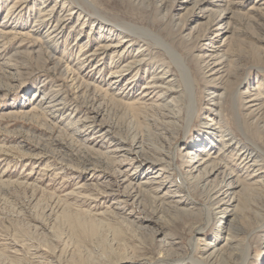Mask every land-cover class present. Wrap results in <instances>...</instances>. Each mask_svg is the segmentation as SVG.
Segmentation results:
<instances>
[{
	"label": "rangeland",
	"instance_id": "374dc122",
	"mask_svg": "<svg viewBox=\"0 0 264 264\" xmlns=\"http://www.w3.org/2000/svg\"><path fill=\"white\" fill-rule=\"evenodd\" d=\"M91 1L101 18L69 15L68 3L52 13L66 20L56 37L39 10L60 0H0V264H240L244 254L245 264H264V0ZM119 23L152 31L184 57L196 102L188 126L164 85L144 93L155 73L185 102L190 94L154 41L148 51L139 52L138 40L90 55L105 39L120 41ZM141 54L151 56L147 65L114 77ZM171 101L177 119L167 123L157 114ZM154 134L165 139L154 143L165 162L174 156L169 169L145 163ZM221 134L250 151L256 175H245ZM133 137L143 138L144 150L130 147ZM202 137L209 141L198 158L216 155L225 175L247 184L233 187L224 213L210 208L207 221L201 185L182 189L179 180H188ZM222 179L220 171L208 184ZM152 196L161 198L156 216ZM89 220H97L94 232ZM214 242L228 244L211 253Z\"/></svg>",
	"mask_w": 264,
	"mask_h": 264
},
{
	"label": "bare ground",
	"instance_id": "6f19581e",
	"mask_svg": "<svg viewBox=\"0 0 264 264\" xmlns=\"http://www.w3.org/2000/svg\"><path fill=\"white\" fill-rule=\"evenodd\" d=\"M60 1L63 2L62 5L55 4V5L51 6L49 9H46V7H44L43 9L39 10V14L41 13V17H40L41 20L39 22L43 23V21H44L47 24H52L53 23V25H52L53 28L52 27L51 28H52V30H54V29H56V30L52 31V34L55 33L56 37L60 36L59 34H61V31L63 30L64 22H66V20H63V18H61V17L58 18V17L55 16V14L52 15V13L55 10H57V9H61V11L64 10V6H65L66 3H68V5H75L76 6V7L75 6H71V8L69 10H67L68 13H70L69 15H73L74 14V16H76L77 18H80L82 20H86L85 18L86 17L89 18V16H96L97 18H101L99 12L96 10V8L94 6V3L91 0H60ZM45 3L46 2H43L42 4H45ZM219 4L220 3L215 5V7H220ZM87 8H88V10H87ZM220 17H221V15H220ZM225 18L226 17L224 16L223 19H225ZM87 20H89V19H87ZM77 21H78V19H77ZM42 23H40V24H42ZM40 24H38V25H40ZM115 26L118 28L119 35H120L119 37H121L120 41L108 42V43H113L111 45V44H107V42L105 41L106 39H105L103 42H100V43H103L102 45L96 44L95 45V49L92 52L90 51L92 54H90V53L89 54L90 55H94V54H96L97 51H104L107 48H109L110 46H112V48H114V49H121V48L124 47V45H126L125 47H131L138 40H140L141 42L144 43L143 47L141 48L142 50L141 49L139 50V52H141V51L143 52V51H148L150 46H151V42L150 41H154L155 45L157 47H159V48L162 47L164 49V53L166 54V57L164 58V60H166L167 64H169V65L170 64H174L177 67V70L179 72L178 74H180V77L182 78V81H184V82L186 81V89H188V92L190 94H189V97L186 96V102H185L184 99L181 97V94H182L181 90H178L177 87L174 86V84L172 83L173 81L171 79L160 82L159 80L162 78V76L157 78L156 77L157 74H155V73L151 75L149 82L146 83V85L143 87L144 88L143 90H145L144 93H147V91L151 90L152 88H157L160 85H164L165 86V90H167L169 92H172L173 94L177 95V97L175 96L176 100H177V102H176L177 103V106H176L177 108L175 109L176 113L186 109L187 117H186V121L184 120V122L186 123V126H188V124L191 121V118L193 116V112H194L195 107H196V104H195L196 102H195L194 96H193L194 93L192 92L191 77H190V74H189V70H188V68H187V66L185 64L184 57L181 54H179L176 50H174L172 48V46H170V44L164 42L162 39H160L158 37V35L154 34L152 31H149V30L141 28V27H137V26H135L133 24H126V23H123V24L119 23V24H116ZM40 27H41V25H40ZM104 28H105V26H104ZM110 28H113V27H110ZM138 34H141L143 37L139 36ZM46 38L49 39V36L46 37ZM40 41H42V40L40 39ZM74 42H76V40H74ZM157 54L158 53H156L154 55L156 56ZM145 57H146V55H144V54L137 55L135 57L132 56L130 61H128L126 64L122 65V67H120L118 70L116 69V70H114V72H112L114 74V77L117 76V74H119V73H121V72H123V71H125L127 69L136 68V71H137V69H139V67L141 65H145V64L147 65L148 61L151 60L152 58H151V56L149 57L148 55H147L146 58ZM153 59H155V58H153ZM215 63L212 62V59H210V58L206 62L203 61V65L205 66V68L207 70H209V72L212 71V69H213L212 66ZM114 77H112V80L111 79L110 80L111 81H115ZM174 82H177V78L174 79ZM235 102H236V100H235ZM124 104H126V103H124ZM59 105L60 104H58V106ZM171 105H172V101L170 102V106H169V104H164V107L168 108V111L166 113H163L164 115L162 113H160V114L158 113L157 114L159 116L161 115L162 118H163V116H165L164 119L166 120L167 123H169L171 121H175L177 119V117L173 113L174 110H173V108H171ZM129 106L130 107L133 106V108L135 107V105L134 104L132 105V103ZM235 107H238V105H236ZM218 111H219L218 115H214L213 113H210L211 114L210 115L211 121H215V120L219 121V115L221 114V111L220 110H218ZM94 119L95 118L92 117V116H90V117H88V116L86 117L85 116L84 121L87 122L86 127H88V128L89 127H93L95 125V120ZM238 121H239V124H241L240 125L241 129L244 132L245 129H244V126H243L244 125L243 122L240 120V118H239ZM104 131H107V130H104ZM104 133L105 132H101L100 134L103 135ZM172 134H174V133H172ZM244 135H246L245 132H244ZM154 138H155V141L154 142L152 141L153 144H152V146H150V148H151L150 150L153 152V156L154 157L153 158H149L150 156L149 157L145 156V158H146L145 159V163L146 162H151V163H155V164H162V167H164L165 169H167V168L169 169L171 164L173 165L174 156H172V159L169 162H165L164 157H163L165 152L162 151V147H160V149L155 147V144H157L156 141L158 142L157 138H161V137H159V135H155L154 134ZM220 138H221L222 144H224L225 147L228 146V149H230V151L237 152L235 155L237 157H239L238 159H240V162L242 160L241 163L243 164V167H244V170H245V173H246L245 175H247L248 178L249 177L251 178V176L256 175V173H257V170H256L257 165L255 163L256 161L253 160V157L251 156L250 151L248 149L243 148V147H237V143L236 144L233 143L232 138L228 137L227 135H222L221 134ZM160 140L165 141L164 138H161ZM160 140H159V142H160ZM208 141H209L208 138L202 137V139L200 140V143L197 142L198 145L202 143V145H199V147L202 148L203 150L199 149L198 151H196V154L198 153V155H196L195 162L191 164V167H190L191 171L189 172L188 175H185L187 177L186 179H188V180L190 179V180L188 181V180H185L184 178L179 177L180 186H181L182 189H186V186L190 184L189 183L190 181H194L198 185L199 184L201 185V187H202V189L204 191V194H205V199L204 200L206 202V206H204V213H205V217L204 218H205L206 221L211 216L210 208L217 207V209H223L222 212L224 213V210L226 208V207H224L225 206V201L224 200L229 197L228 195H233V192H231V191H233V187L235 185L240 184V185H243L244 187L247 186V184H245L246 180H244V179L243 180H239V178H235L233 180L231 173H228V174L225 175V173H223V172L225 171L227 166L226 165H224V166L221 165V160L218 159L216 157V155L212 156L210 154H207V155H205L203 157L198 158L199 157V153L202 154L204 152V149L207 147V145H205V144H207L206 142H208ZM130 142H131V146L130 147L135 146V149L139 146L141 148V150L142 149L144 150L145 146L147 145L144 142L142 137H140V138L133 137ZM210 142H211V140H210ZM124 147L125 146L122 143H120V144H117L116 148H117V150H123ZM187 150H188V148L186 147L184 149V152H186ZM259 152H260V157H264V152L263 151H259ZM125 154L128 155L129 151H126ZM208 162H209V164H207ZM203 165H204V168L202 167V169H203V170H201L202 172L200 171L197 176H192L191 172L194 171V170H195V172H198L199 168L201 166H203ZM220 171L223 174V179L220 181V183L218 185H214V186L209 185L208 184L209 178H211L215 174H218V172H220ZM132 189L133 188H131L130 191H132ZM138 190H140V189H138ZM231 199H233V198H230L229 201H231ZM227 202H228V200H227ZM152 203H153V205H155V208L153 209L154 211L153 210L152 211L154 212V214L156 216L158 213L160 214V212H161L159 210V207H160L159 204L161 203V198H159L158 196H152ZM228 204H229V202H228ZM150 213H151V211H150ZM162 213H164V212H162ZM85 217H87V216H85ZM91 218H90V220H92ZM90 220H89L90 224H89V226L87 225V228L91 232H94L96 230L95 226H97V225H95V223L97 222V220H96V222H93V221H95V219L93 221H90ZM202 226H203V224H202ZM202 226H199V227H197V229L194 230V237H201V234H202V232L204 230V227H202ZM260 227L258 226L257 229L260 228ZM225 243L221 247H219L220 244L218 245L217 242H214L212 244L209 243L208 245L212 246V248L210 249L211 253H216V252H219V251H223L225 246H227V244H228L227 242H225ZM243 257H242L243 259H242L240 264H245L246 260H244V259L247 258V256H245V254H244ZM180 261L182 262V261H184V259L180 260Z\"/></svg>",
	"mask_w": 264,
	"mask_h": 264
}]
</instances>
